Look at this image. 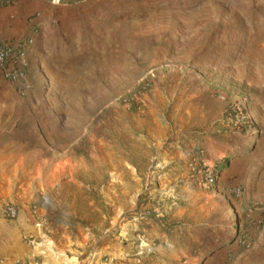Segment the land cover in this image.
Wrapping results in <instances>:
<instances>
[{"label":"rangeland","instance_id":"1","mask_svg":"<svg viewBox=\"0 0 264 264\" xmlns=\"http://www.w3.org/2000/svg\"><path fill=\"white\" fill-rule=\"evenodd\" d=\"M39 1L28 85L0 87V264L262 253L264 0Z\"/></svg>","mask_w":264,"mask_h":264},{"label":"built area","instance_id":"2","mask_svg":"<svg viewBox=\"0 0 264 264\" xmlns=\"http://www.w3.org/2000/svg\"><path fill=\"white\" fill-rule=\"evenodd\" d=\"M17 0H0V6L9 7L14 5ZM38 13L29 16L28 33L26 36L16 40L0 39V79L15 85L19 91L25 89L28 85V56L32 50V46L39 33ZM121 102L130 107L137 103L136 95H129L121 99ZM241 123H245L244 117H241ZM194 154L199 156L200 149H195ZM209 183L213 182V178L209 176ZM11 217L14 216V211L9 209L8 212ZM253 236L248 237L242 241V245L249 248L252 244Z\"/></svg>","mask_w":264,"mask_h":264},{"label":"crops","instance_id":"3","mask_svg":"<svg viewBox=\"0 0 264 264\" xmlns=\"http://www.w3.org/2000/svg\"><path fill=\"white\" fill-rule=\"evenodd\" d=\"M42 11L44 14L48 11V6L39 0H17V2L9 7L0 6V39L3 40H16L20 39L28 33V17L36 12ZM37 38L32 46V50L28 56L30 62V69L33 72L35 64L33 60L39 55V45L44 44L48 40V30ZM46 39V40H45ZM48 42V41H47ZM15 85L0 79V87ZM236 264H264V251H253L243 257V260Z\"/></svg>","mask_w":264,"mask_h":264}]
</instances>
